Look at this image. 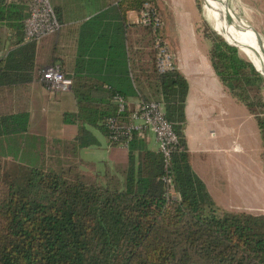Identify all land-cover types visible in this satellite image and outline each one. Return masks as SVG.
I'll use <instances>...</instances> for the list:
<instances>
[{"label":"trees","instance_id":"trees-1","mask_svg":"<svg viewBox=\"0 0 264 264\" xmlns=\"http://www.w3.org/2000/svg\"><path fill=\"white\" fill-rule=\"evenodd\" d=\"M147 3L158 11L157 0H118L81 26V36L97 40L78 44L72 85L77 112L63 115L66 124L78 126V135L74 141H51L30 134L22 88L59 63L63 22L51 1L59 32L40 45L26 42L30 0H0V264H264V214L219 207L193 170L184 135L189 92L184 75L176 68L158 72L149 28L140 25L152 46L149 63L137 61L127 45L132 27L127 14L141 15ZM201 26L216 74L257 120L264 165L262 70L204 16ZM85 56L88 61L79 59ZM117 96L164 104L183 147L171 162L176 199L162 180L160 153L142 151L124 184L105 187L77 164L80 149L99 145L90 128L112 138L109 120L129 118L128 110L118 114ZM137 142L129 149L132 161Z\"/></svg>","mask_w":264,"mask_h":264},{"label":"crops","instance_id":"crops-1","mask_svg":"<svg viewBox=\"0 0 264 264\" xmlns=\"http://www.w3.org/2000/svg\"><path fill=\"white\" fill-rule=\"evenodd\" d=\"M51 1L58 9L64 27L60 43L63 55L57 66L66 77L73 80L78 44L82 45L84 41V45H90L97 40L96 37L89 40L86 35L81 36V26L108 10L109 6L116 5L118 0ZM197 1L157 0L165 44L174 56L175 68L184 75L189 85L184 135L192 155V167L219 207L231 212L255 214L251 204H256L257 197L264 192V165L261 157L263 148L259 127L258 124V128L253 124L254 117L221 82L212 66L211 42L203 34L201 24L204 15L199 11ZM204 6L218 15V22L221 20L220 13L209 5V0H204ZM140 19L138 12L127 14L128 24L132 26L128 29L127 45L137 61L141 57L142 62L149 63L147 53L152 46L145 41L148 39L147 33L140 26ZM40 44L41 42L37 45ZM79 59L89 60L87 56ZM22 90L28 97L31 135L45 136L51 141L76 139L78 126L66 124L63 120L64 113L77 112V101L72 88L68 92L52 93L38 73ZM46 92L50 95L49 108L45 104ZM126 101L131 114L138 104L143 103L139 97ZM90 129L99 142V145L92 146L99 150V156L90 161L79 159L80 152L87 149L83 148L79 150L76 162L82 170L84 168V171L94 174L98 181L103 179L106 186L113 181L124 184L126 172L139 164L142 151L160 153L157 139L151 131L136 133L134 140L138 142L136 151L133 152L135 160L132 161L129 159L131 144L128 147L120 145L98 130ZM100 165H104L106 169L104 174L99 169Z\"/></svg>","mask_w":264,"mask_h":264},{"label":"built area","instance_id":"built-area-1","mask_svg":"<svg viewBox=\"0 0 264 264\" xmlns=\"http://www.w3.org/2000/svg\"><path fill=\"white\" fill-rule=\"evenodd\" d=\"M140 25L149 28L155 35V49L157 50L156 67L158 72L164 73L175 68L174 56L165 44L162 30L163 21L155 6L147 3L141 13ZM61 24L51 4V0H30L29 16L24 23L26 42L40 43L43 39L59 32ZM41 80L52 93L68 92L71 90L73 80L66 77L58 66L47 67L40 72ZM118 107V114L122 115L129 110L127 101L117 96L114 99ZM141 121L142 124H137ZM108 128L112 131V139L128 147L135 139L136 133L151 131L159 144V151L163 158V182L168 188V196L176 193L173 186L171 162L173 153L182 150L180 139L173 124L165 115L164 104L157 101L138 104L128 120L122 118L110 119ZM176 199L175 197H173Z\"/></svg>","mask_w":264,"mask_h":264},{"label":"rangeland","instance_id":"rangeland-1","mask_svg":"<svg viewBox=\"0 0 264 264\" xmlns=\"http://www.w3.org/2000/svg\"><path fill=\"white\" fill-rule=\"evenodd\" d=\"M227 3L228 8L233 12L236 16L240 17L243 21H245L246 26H251L261 37L263 43H264V0H223ZM201 7L203 9V15L208 21V23L216 28L221 35H224L232 40H234L236 43L242 46V49L244 52H246L248 55H250L251 59L254 61L256 65L260 67V69L263 71L264 75V49L261 48L260 43L257 41L255 34L253 30H251L248 26L247 28L244 27L242 29L243 33L245 34V38L248 41V44H251L255 47V50L252 51L249 50L247 47H250L249 45H246L242 38L241 34L242 32L239 30L238 24L231 20L232 18L226 16H221V20L218 22L217 17L218 15L213 14L209 8H205L204 6V0H199ZM218 3L220 4V0H218ZM209 5L213 6L212 0H209ZM214 7V6H213ZM215 8V7H214ZM207 9V10H206ZM232 14V13H231ZM235 16V17H236ZM230 18V20L228 19ZM237 18V17H236ZM238 19V18H237ZM236 23V24H235ZM219 24V25H218ZM210 43V41H209ZM259 50V51H258ZM244 58H246L245 54L240 51ZM247 59V58H246ZM47 93V92H46ZM46 106L49 108V93L46 94ZM263 99H264V89L262 92ZM244 107V106H243ZM245 109V108H244ZM253 124L257 127V120L253 118L252 120ZM60 125H62V122L59 121ZM258 128V127H257ZM260 141V139L258 140ZM253 144V142H252ZM254 146V145H253ZM99 150L97 148H87L85 150H82L80 152L79 159L82 158L84 160H95L99 156ZM83 168V167H82ZM100 171L103 172V174L106 172L104 165H100ZM98 169V170H99ZM83 170H86L83 168ZM98 184L100 186L105 187V183L103 179H99ZM173 197L177 198V194L173 193ZM172 197V198H173ZM253 207L252 210L255 211V214H264V192L261 193L257 199L256 204H251Z\"/></svg>","mask_w":264,"mask_h":264},{"label":"bare ground","instance_id":"bare-ground-1","mask_svg":"<svg viewBox=\"0 0 264 264\" xmlns=\"http://www.w3.org/2000/svg\"><path fill=\"white\" fill-rule=\"evenodd\" d=\"M212 2H213V6L215 7V9L220 13V15L222 17H224V19L226 18L227 15H228V17L232 18L231 19L232 21L234 19V21L238 24L239 30L242 32L241 38H242L243 42L246 45H249L250 46V47H247L249 50L251 49L252 51H254L255 50V47L253 45H251V44H248V41L245 38V34L243 33L244 30L242 31V29H244V27H246V24L244 23V21H242L241 19H237L233 14H231V12H230L229 8L227 7V4L225 3V1L220 0V4L218 3V0H212ZM230 18H228V19L230 20ZM224 37L226 39H230V38H228L226 36H224ZM261 73H263V71H261Z\"/></svg>","mask_w":264,"mask_h":264},{"label":"water","instance_id":"water-1","mask_svg":"<svg viewBox=\"0 0 264 264\" xmlns=\"http://www.w3.org/2000/svg\"><path fill=\"white\" fill-rule=\"evenodd\" d=\"M251 30H253V32H254V34H255V37H256V39H257V41L260 43V46H261V48L262 49H264V43H263V41H262V39H261V37H260V35L251 27V26H249V25H247ZM215 30L219 33V31L215 28ZM226 39V38H225ZM226 42L229 44V45H231V46H234V47H237L240 51H242L246 56V58H247V60L248 61H250L251 63H252V65L254 66V68L257 70V72L258 73H260L259 71H258V69H257V67L254 65V63H253V61H252V59H251V57H250V55H248L246 52H244L243 51V49H242V46L241 45H238V44H232V43H230L227 39H226ZM263 77H264V75L262 74V73H260Z\"/></svg>","mask_w":264,"mask_h":264}]
</instances>
